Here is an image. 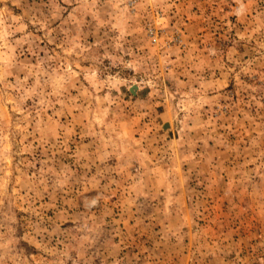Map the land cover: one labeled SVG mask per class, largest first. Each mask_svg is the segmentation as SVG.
<instances>
[{"label":"rangeland","instance_id":"rangeland-1","mask_svg":"<svg viewBox=\"0 0 264 264\" xmlns=\"http://www.w3.org/2000/svg\"><path fill=\"white\" fill-rule=\"evenodd\" d=\"M0 264H264V0H0Z\"/></svg>","mask_w":264,"mask_h":264},{"label":"crops","instance_id":"crops-1","mask_svg":"<svg viewBox=\"0 0 264 264\" xmlns=\"http://www.w3.org/2000/svg\"><path fill=\"white\" fill-rule=\"evenodd\" d=\"M167 245V244H166ZM182 245V244H181ZM175 251L174 246L167 245V250H165L163 253H166L168 256L172 255V252ZM175 255H173L174 257Z\"/></svg>","mask_w":264,"mask_h":264}]
</instances>
